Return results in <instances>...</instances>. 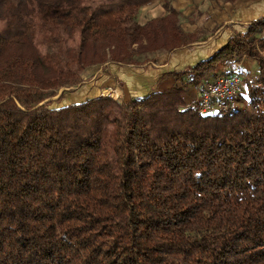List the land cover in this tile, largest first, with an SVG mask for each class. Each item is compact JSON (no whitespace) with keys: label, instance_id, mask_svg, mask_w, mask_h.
<instances>
[{"label":"trees","instance_id":"trees-1","mask_svg":"<svg viewBox=\"0 0 264 264\" xmlns=\"http://www.w3.org/2000/svg\"><path fill=\"white\" fill-rule=\"evenodd\" d=\"M152 1L0 0V264H264V16L168 88L52 106L88 65L207 40L173 0L141 23ZM244 55L258 63L245 106L188 105Z\"/></svg>","mask_w":264,"mask_h":264},{"label":"crops","instance_id":"crops-1","mask_svg":"<svg viewBox=\"0 0 264 264\" xmlns=\"http://www.w3.org/2000/svg\"><path fill=\"white\" fill-rule=\"evenodd\" d=\"M259 1L260 0H236L223 3L221 0H173V7L182 12L184 17H186L185 20L182 19V27L184 30L188 34H198L200 37H207V40L196 41L191 48L185 47L167 53H159L160 57L158 62L152 61L150 67L148 66L149 68H147L146 94L175 85L176 80L174 74H176V72L181 73L187 71L193 65L209 59L228 44L235 29H241L243 28L242 24L264 16V9L259 6ZM205 2H207L209 6H215L216 9H210L211 11H215L216 14L212 15L213 20L211 19L205 25H200V23H202V18L199 15L203 14L200 6L205 4ZM141 11L144 15L147 13L146 16L150 17L146 22L152 18L167 14V10L160 0H154L145 4L141 8L140 13ZM218 17L220 18L219 20L214 19ZM221 24H226L227 26L223 28L218 35L211 37L214 28ZM251 63L252 60L248 61L244 59L239 64ZM211 75L212 74L208 76L210 77ZM200 87L201 86L191 87L192 96L199 95ZM138 96H143V93L131 97Z\"/></svg>","mask_w":264,"mask_h":264},{"label":"rangeland","instance_id":"rangeland-1","mask_svg":"<svg viewBox=\"0 0 264 264\" xmlns=\"http://www.w3.org/2000/svg\"><path fill=\"white\" fill-rule=\"evenodd\" d=\"M223 3L226 1L221 0ZM259 6L264 9V0L259 1ZM210 8H215V6H209L207 2L200 6L203 14L199 15L202 18V23L200 25H205L212 19V15H215V11H211ZM201 12V11H199ZM198 12V14H199ZM141 13L139 14V20L141 23L146 22L149 16ZM182 19H186L184 14L181 16ZM219 20L220 18H214ZM213 20V19H212ZM164 53V52H163ZM160 54L157 52H151L146 55H141L139 58L144 63L142 66H121L117 64H112L110 60H107L103 65L91 64L86 67L82 73L83 80H87L83 85L77 87L72 91H67L61 102H55L52 106L58 107L61 105H66L70 103H77L86 100L91 97H104L109 96L118 101H128L131 96L136 94H146L147 93V68L150 67L152 61L158 62ZM246 60L251 61V64H240V68H236L235 65L227 66L223 63L222 67L218 70L216 74L210 76L214 79L218 73L228 72L230 74L242 75L247 81V89L245 91L244 97L240 107L245 106L248 101V87L257 81L258 63L256 60L245 57ZM233 64H238L234 63ZM149 66V67H148ZM241 71L240 74L238 71ZM61 88L59 92L62 90ZM107 90V91H106ZM110 90V91H109ZM191 88L186 92L185 97L188 105H193L198 107V100L196 95L192 96ZM106 91V92H105ZM64 92V91H63ZM62 92V93H63ZM108 94L107 93H111ZM117 92V93H116Z\"/></svg>","mask_w":264,"mask_h":264},{"label":"built area","instance_id":"built-area-1","mask_svg":"<svg viewBox=\"0 0 264 264\" xmlns=\"http://www.w3.org/2000/svg\"><path fill=\"white\" fill-rule=\"evenodd\" d=\"M225 64L233 63L228 58ZM246 89L247 81L242 75L221 72L214 79L205 77L197 97L198 109L204 114H227L240 107Z\"/></svg>","mask_w":264,"mask_h":264},{"label":"water","instance_id":"water-1","mask_svg":"<svg viewBox=\"0 0 264 264\" xmlns=\"http://www.w3.org/2000/svg\"><path fill=\"white\" fill-rule=\"evenodd\" d=\"M63 91H64V88L59 92V94L56 96V98H58L62 94Z\"/></svg>","mask_w":264,"mask_h":264},{"label":"bare ground","instance_id":"bare-ground-1","mask_svg":"<svg viewBox=\"0 0 264 264\" xmlns=\"http://www.w3.org/2000/svg\"><path fill=\"white\" fill-rule=\"evenodd\" d=\"M108 94H112V92H111V93H107V95H108Z\"/></svg>","mask_w":264,"mask_h":264}]
</instances>
